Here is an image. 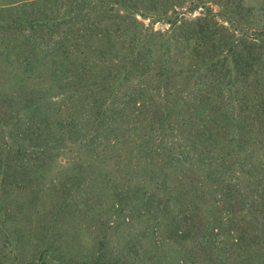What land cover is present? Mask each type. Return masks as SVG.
I'll return each mask as SVG.
<instances>
[{"label": "trees", "instance_id": "16d2710c", "mask_svg": "<svg viewBox=\"0 0 264 264\" xmlns=\"http://www.w3.org/2000/svg\"><path fill=\"white\" fill-rule=\"evenodd\" d=\"M218 1L0 5V209L62 232L39 264H264V18Z\"/></svg>", "mask_w": 264, "mask_h": 264}, {"label": "rangeland", "instance_id": "374dc122", "mask_svg": "<svg viewBox=\"0 0 264 264\" xmlns=\"http://www.w3.org/2000/svg\"><path fill=\"white\" fill-rule=\"evenodd\" d=\"M18 0H0V5L9 4L10 2H14ZM213 2V1H212ZM211 2V8L214 12L223 13V8H227L229 10L236 7L238 4H242L244 8L255 7L254 13L256 15L259 12L262 13V18H264V0H220L221 5L214 4ZM203 12L202 9H199L191 16H199ZM148 21H146L147 23ZM156 29H165L166 26L163 24H156ZM3 187L0 186V194L2 193ZM6 190H13V187H8ZM3 196V194H2ZM20 195H18V199L13 202V210L8 213H4L2 209H0V264H14L10 254H8V259H4L2 251L3 246L6 244L5 239L2 233L1 228L3 226H10L11 223L15 224L14 227V236L15 240V253L20 261L24 262L22 264H27L30 260H35L36 264H39L41 261H37V256L40 254V251L46 247L47 240L49 238H58L59 235L62 234L61 231L54 232L53 228L48 227L46 221V216L40 214L36 216L32 211L23 208L21 206V200L24 199L22 196L19 200ZM27 195L26 198L27 199ZM24 199V200H25ZM19 200V201H18ZM16 241V242H15ZM79 246H74V250H79ZM11 251V247L8 245L7 250H4L5 253ZM59 252H62L60 249Z\"/></svg>", "mask_w": 264, "mask_h": 264}]
</instances>
